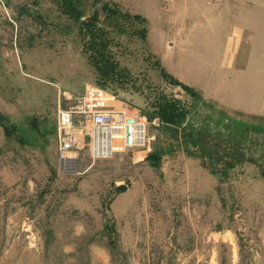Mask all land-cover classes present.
Wrapping results in <instances>:
<instances>
[{"label": "rangeland", "instance_id": "374dc122", "mask_svg": "<svg viewBox=\"0 0 264 264\" xmlns=\"http://www.w3.org/2000/svg\"><path fill=\"white\" fill-rule=\"evenodd\" d=\"M24 1L7 6L0 0V111L21 121L25 131L31 124L27 118L36 117L49 134L34 148L7 138L0 126V264H264V181L254 178L250 166L237 167L231 180L221 182L200 157L181 150L160 170L133 164L129 154L94 164L85 157L80 174L60 172L58 106L74 103L87 86H98L97 74L76 34L47 32L32 14H20ZM102 1L151 20L161 9L159 0ZM259 2L264 6V0H224L226 11L241 12ZM144 27L146 38L138 34ZM128 28L122 35L109 28L111 49L137 79L136 88L121 94L142 108L153 149L162 133L151 111L156 97L181 101L195 122L225 118L218 104L204 99L195 105L181 87L164 79L162 69L170 74L180 69L164 65L149 23ZM226 79L221 93L230 98L238 83L232 75ZM243 94L233 100L241 108ZM79 149L84 157L86 147ZM196 150L204 155V149ZM106 163L112 164L102 166ZM126 184L130 191L119 193L117 187ZM110 201L116 252L105 228Z\"/></svg>", "mask_w": 264, "mask_h": 264}, {"label": "trees", "instance_id": "16d2710c", "mask_svg": "<svg viewBox=\"0 0 264 264\" xmlns=\"http://www.w3.org/2000/svg\"><path fill=\"white\" fill-rule=\"evenodd\" d=\"M6 1V5L11 6L12 0ZM45 3L50 8L47 9ZM18 9L22 16L32 14L45 25L44 30L47 32L62 33L63 37L75 33L82 43L84 55L95 69L96 85L119 96H123L121 93L128 92L133 86L136 88L137 79L131 76L127 68L122 67L112 52L109 28L120 35L128 34L129 26L134 28L136 22L147 24L146 18L125 12L118 3L102 0H94L93 3L90 0H25ZM135 32L137 31H133ZM147 33L148 29L144 27L138 34L146 38ZM162 73L164 79L181 87L193 99L194 104L199 105L201 99L193 89L164 69ZM120 100L128 102L125 98ZM151 111L154 116L159 117L162 133L159 147L154 148L147 157L150 167L160 170L167 159L175 158L179 151L184 150L188 156L200 157L204 167L221 182L231 180L232 172L237 167L242 169L247 166L255 171V179L264 181V126L247 124L227 116L217 123H212L211 117L195 122L190 120V108L181 101L164 96L156 97ZM27 119L31 120V124L25 131V126H20L21 121L13 120L0 111V126L6 137L20 142L22 146L37 148V140L48 135L49 130L42 129L36 117ZM196 148L204 149V155L201 156ZM125 189V186L117 187L119 193ZM111 204L110 201L108 213H111V218H108L110 221L105 228L110 231L109 245L116 252L117 240L113 237L116 235V220Z\"/></svg>", "mask_w": 264, "mask_h": 264}, {"label": "crops", "instance_id": "0c3cea01", "mask_svg": "<svg viewBox=\"0 0 264 264\" xmlns=\"http://www.w3.org/2000/svg\"><path fill=\"white\" fill-rule=\"evenodd\" d=\"M159 4L160 11L153 14L152 20L146 19L150 38L161 46L164 65L180 69L177 74H169L198 94V104L206 99L222 107L229 118L235 119L231 112H236L240 115L236 119L264 126V6L259 2L254 10L241 12L226 11L224 0H159ZM230 75L238 85L237 92L229 98L221 92ZM238 92L244 93L240 98L242 108L233 101ZM79 96L74 103L67 101L64 106L75 104ZM117 96V107L139 111L145 118L138 104L129 97ZM150 153L137 151L127 159L144 165ZM140 154L144 156L137 159ZM123 186L126 189L122 193L127 194L129 186Z\"/></svg>", "mask_w": 264, "mask_h": 264}, {"label": "built area", "instance_id": "2783aa9c", "mask_svg": "<svg viewBox=\"0 0 264 264\" xmlns=\"http://www.w3.org/2000/svg\"><path fill=\"white\" fill-rule=\"evenodd\" d=\"M118 101L115 93L90 85L75 104H59L56 137L62 174H80L85 157L94 164L137 151L151 152L149 122L139 111L117 107ZM83 145L84 157L79 149Z\"/></svg>", "mask_w": 264, "mask_h": 264}]
</instances>
